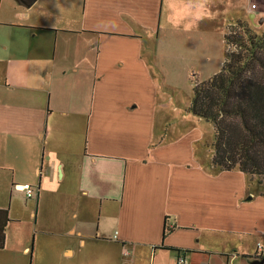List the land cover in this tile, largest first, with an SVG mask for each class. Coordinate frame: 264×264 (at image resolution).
Wrapping results in <instances>:
<instances>
[{
    "label": "crops",
    "instance_id": "0c3cea01",
    "mask_svg": "<svg viewBox=\"0 0 264 264\" xmlns=\"http://www.w3.org/2000/svg\"><path fill=\"white\" fill-rule=\"evenodd\" d=\"M162 10L163 0H0V209L11 221L28 207L39 250L55 244L44 264L256 259L264 192L215 168L213 122L189 113L191 100L172 103L168 83L206 46L193 37L179 50L186 34ZM31 249L0 251V264H29Z\"/></svg>",
    "mask_w": 264,
    "mask_h": 264
},
{
    "label": "trees",
    "instance_id": "16d2710c",
    "mask_svg": "<svg viewBox=\"0 0 264 264\" xmlns=\"http://www.w3.org/2000/svg\"><path fill=\"white\" fill-rule=\"evenodd\" d=\"M224 39L221 70L196 82L186 110L215 126L213 166L239 169L264 188V32L238 19ZM9 222L8 210L0 209V249Z\"/></svg>",
    "mask_w": 264,
    "mask_h": 264
},
{
    "label": "rangeland",
    "instance_id": "374dc122",
    "mask_svg": "<svg viewBox=\"0 0 264 264\" xmlns=\"http://www.w3.org/2000/svg\"><path fill=\"white\" fill-rule=\"evenodd\" d=\"M255 3L257 6L253 10L251 4ZM264 16V0H163V14H168V18L172 21L168 24L171 31L176 34L185 33L183 36L185 42L181 44L186 49L192 44L188 40H193L196 43L203 44L207 47L197 49V58L200 60L198 65H192L188 69L189 74L184 75L180 79H173L168 84L170 95L172 96V103L186 104L190 102L193 95V88L197 81L206 80L209 72H218L222 68V63L226 56L227 45L225 43L224 35L229 31L232 24L237 23L238 19L246 21L248 25L254 28L258 33L264 32V24L258 23V17H255L253 24L248 11ZM263 13V14H262ZM164 16V15H163ZM170 16V17H169ZM172 26V28H171ZM202 36H195L198 34ZM208 52L210 54L208 61ZM205 123V122H204ZM204 129L211 133L209 126L204 124ZM258 180L257 178L255 181ZM264 180V179H262ZM260 191L264 192V188L253 182ZM31 201L30 198H28ZM34 200V199H32ZM16 216L18 219L11 218L7 229L6 247L0 251L8 254H15L16 251L28 244L30 245V252L28 254L29 264L32 263V253L34 247L35 258L33 264L39 263V254L41 255L42 263L45 262V253H48L55 246L54 243H47L44 250H39V245L35 243V235L39 237L36 227L35 216L30 215L28 207L20 202L16 209ZM39 216V223H40ZM264 246V236L260 238Z\"/></svg>",
    "mask_w": 264,
    "mask_h": 264
},
{
    "label": "built area",
    "instance_id": "2783aa9c",
    "mask_svg": "<svg viewBox=\"0 0 264 264\" xmlns=\"http://www.w3.org/2000/svg\"><path fill=\"white\" fill-rule=\"evenodd\" d=\"M256 4L252 3L251 4V9L256 8ZM20 189H22L28 198L33 197L35 195V190L32 186L28 184H24L19 186ZM264 256V246L261 242H258L257 244V257H262ZM177 264H188V261L184 257H180L177 261Z\"/></svg>",
    "mask_w": 264,
    "mask_h": 264
},
{
    "label": "water",
    "instance_id": "95a60500",
    "mask_svg": "<svg viewBox=\"0 0 264 264\" xmlns=\"http://www.w3.org/2000/svg\"><path fill=\"white\" fill-rule=\"evenodd\" d=\"M23 5L30 6L33 3V0H19ZM251 264H264V259H253Z\"/></svg>",
    "mask_w": 264,
    "mask_h": 264
}]
</instances>
